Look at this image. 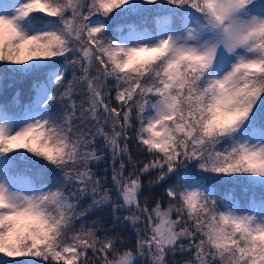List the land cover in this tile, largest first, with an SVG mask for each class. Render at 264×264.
Listing matches in <instances>:
<instances>
[{"label":"snow or ice","instance_id":"snow-or-ice-1","mask_svg":"<svg viewBox=\"0 0 264 264\" xmlns=\"http://www.w3.org/2000/svg\"><path fill=\"white\" fill-rule=\"evenodd\" d=\"M0 264H264V0H0Z\"/></svg>","mask_w":264,"mask_h":264},{"label":"trees","instance_id":"trees-1","mask_svg":"<svg viewBox=\"0 0 264 264\" xmlns=\"http://www.w3.org/2000/svg\"><path fill=\"white\" fill-rule=\"evenodd\" d=\"M16 91H20L22 94V100L23 102L27 101V90L25 87H23L22 85H13L11 81L8 82V97L9 99L11 98V96L16 92Z\"/></svg>","mask_w":264,"mask_h":264}]
</instances>
